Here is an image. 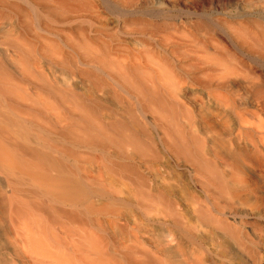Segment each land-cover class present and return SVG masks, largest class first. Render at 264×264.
I'll return each instance as SVG.
<instances>
[{"label":"bare ground","instance_id":"obj_1","mask_svg":"<svg viewBox=\"0 0 264 264\" xmlns=\"http://www.w3.org/2000/svg\"><path fill=\"white\" fill-rule=\"evenodd\" d=\"M0 264H264V0H0Z\"/></svg>","mask_w":264,"mask_h":264},{"label":"rangeland","instance_id":"obj_2","mask_svg":"<svg viewBox=\"0 0 264 264\" xmlns=\"http://www.w3.org/2000/svg\"><path fill=\"white\" fill-rule=\"evenodd\" d=\"M221 1V3H227L228 2V0H220ZM138 43H142L141 41H140V39H138V42H129V43H127V46L128 47H132L133 45H138ZM120 61H121V59H119Z\"/></svg>","mask_w":264,"mask_h":264}]
</instances>
